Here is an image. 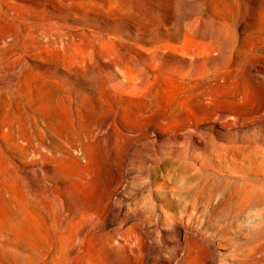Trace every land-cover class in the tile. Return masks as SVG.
<instances>
[{"label":"rangeland","instance_id":"1","mask_svg":"<svg viewBox=\"0 0 264 264\" xmlns=\"http://www.w3.org/2000/svg\"><path fill=\"white\" fill-rule=\"evenodd\" d=\"M0 264H264V0H0Z\"/></svg>","mask_w":264,"mask_h":264}]
</instances>
